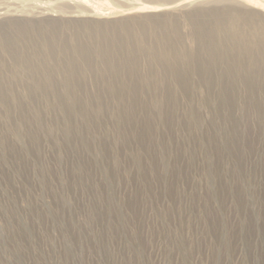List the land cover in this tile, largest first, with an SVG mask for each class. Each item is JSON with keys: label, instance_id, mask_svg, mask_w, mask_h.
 <instances>
[{"label": "rangeland", "instance_id": "1", "mask_svg": "<svg viewBox=\"0 0 264 264\" xmlns=\"http://www.w3.org/2000/svg\"><path fill=\"white\" fill-rule=\"evenodd\" d=\"M233 9L264 27V0H0V264H264V36L246 82L194 26Z\"/></svg>", "mask_w": 264, "mask_h": 264}, {"label": "bare ground", "instance_id": "2", "mask_svg": "<svg viewBox=\"0 0 264 264\" xmlns=\"http://www.w3.org/2000/svg\"><path fill=\"white\" fill-rule=\"evenodd\" d=\"M3 9V8H2ZM6 11V10H5ZM224 11V10H223ZM235 15H233L234 17L229 19V18H224V16H221L219 14H216V16H214V19H211V22H208V20L204 17H200L201 15L198 14L197 18H200L199 20L195 21V28L196 30L202 32L203 36L208 39L209 41H211V46H213L214 48H217V51H215V53H211L209 54V59L212 58H217L219 61H224L225 59H229L233 62H240L239 66H236V73L240 74V75H245L246 78H244V81L248 82L250 80V75L252 76V74L254 73V70L252 69V67L249 69V71L247 73H240L241 71L245 70L247 67L245 65V63H242V54L245 53H249L250 49L253 48V46H244L243 48H241L240 44L241 43H245V37L241 35L242 30L245 28V25L249 26L250 23V27L253 31V33H261L262 36H264V27L261 26V23L254 24L253 22V15L246 12V11H239V10H234ZM225 12V11H224ZM223 17V18H221ZM235 17H239L240 21H238ZM101 32L98 33V35L100 36L98 39V43L96 45H104V43H107V45H110L107 38L105 37V34L100 35ZM221 34L222 35V39L217 40L215 38L216 34ZM8 41V40H7ZM219 41V44H217ZM233 41V42H231ZM11 42V41H8ZM235 42V43H234ZM257 45V43L255 44ZM75 52L77 54H82L83 53V48L81 46H76L75 47ZM226 54V56L224 55ZM190 58V57H189ZM192 63V62H191ZM194 68H196L194 65L192 66ZM114 70H116L113 67ZM230 67H225V69H223L220 72L221 76H226L230 72ZM113 73H116V71ZM66 79H68V76H65ZM250 91L248 93H251L253 91V89H249ZM53 92V91H51ZM226 93V92H225ZM226 94H229L228 92ZM231 95V94H229ZM225 102V100L223 101ZM256 103V102H255ZM257 105V104H256ZM255 105V107H256ZM254 106V105H253ZM61 107L65 110H70V107L65 106L63 103H61Z\"/></svg>", "mask_w": 264, "mask_h": 264}]
</instances>
